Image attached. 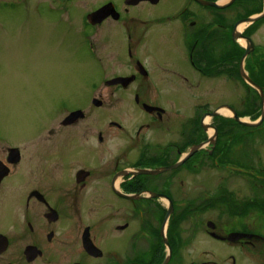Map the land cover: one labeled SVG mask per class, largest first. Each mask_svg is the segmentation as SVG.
I'll return each mask as SVG.
<instances>
[{
	"label": "flooded vegetation",
	"instance_id": "1",
	"mask_svg": "<svg viewBox=\"0 0 264 264\" xmlns=\"http://www.w3.org/2000/svg\"><path fill=\"white\" fill-rule=\"evenodd\" d=\"M19 6L67 23L98 66L89 105L0 133V264H184L186 250L208 251L196 264H264V0L242 31L248 53L243 17L216 20L196 0H0ZM127 103L141 120L95 113Z\"/></svg>",
	"mask_w": 264,
	"mask_h": 264
},
{
	"label": "rangeland",
	"instance_id": "2",
	"mask_svg": "<svg viewBox=\"0 0 264 264\" xmlns=\"http://www.w3.org/2000/svg\"><path fill=\"white\" fill-rule=\"evenodd\" d=\"M260 4L261 0H236L227 11H215V19L222 18L224 12L233 13L235 18H247L256 13ZM200 9L210 10L203 6ZM52 19L53 15L46 10L36 12L35 8L27 10L24 6L0 12V133L4 135L14 137L24 131L41 130L55 116H63L68 106L89 105V86L97 76L95 67L98 66L91 47L86 42L74 40L77 39L75 33L67 23ZM173 26H167V30L174 39ZM153 46L155 50H162ZM112 52L110 45L102 54L104 66L116 64L111 61ZM214 81L213 94L217 100L222 96L226 82L223 78ZM163 94L169 101L167 108L173 110L176 92L167 89ZM95 113L118 118L123 115L135 122L142 119L141 110L129 103L96 109ZM203 242L212 244L208 240ZM207 252L183 251L184 264H196L210 258ZM230 252L234 253L233 250ZM250 264L254 262L250 260Z\"/></svg>",
	"mask_w": 264,
	"mask_h": 264
},
{
	"label": "water",
	"instance_id": "3",
	"mask_svg": "<svg viewBox=\"0 0 264 264\" xmlns=\"http://www.w3.org/2000/svg\"><path fill=\"white\" fill-rule=\"evenodd\" d=\"M199 3H201V4H203V5H207V6H212V7H217V8H224V7H227V6H229L231 3H233L235 0H229L226 4H224V5H222V4H219L218 2H214V1H206V0H197ZM255 20V17H250V18H247L245 21H248V22H253ZM235 36V38H237V37H239L240 36V33H237V34H235L234 35ZM244 74V73H243ZM244 76H245V74H244ZM123 80H126L127 82H129V80H131V79H127V78H119V79H117V81H123ZM248 81L249 82H251L249 79H248ZM252 83V82H251ZM95 103L97 104V105H99L100 104V102L99 101H97V100H95ZM151 110H154V109H157V108H155V107H151L150 108ZM73 114H76V115H78V114H81V111H78V112H75V113H73ZM247 125H249L248 123H247ZM178 165H180V164H175V165H172V166H169V167H162V168H159V169H156V170H148V169H141V170H139V171H137L136 173H135V175L136 174H152V175H154V174H158V173H160V172H163V171H168V170H171V169H174V168H176ZM137 196L138 195H135V196H133L134 198H137ZM168 219V216L166 217V220ZM87 249L88 250H90L91 251V249L89 248V247H87ZM168 259V258H167ZM168 261V260H167ZM167 261H165V263L164 264H166L167 263Z\"/></svg>",
	"mask_w": 264,
	"mask_h": 264
}]
</instances>
